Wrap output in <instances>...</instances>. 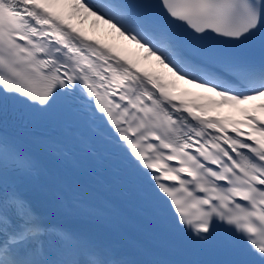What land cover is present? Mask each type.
<instances>
[{"label": "snow or ice", "instance_id": "snow-or-ice-1", "mask_svg": "<svg viewBox=\"0 0 264 264\" xmlns=\"http://www.w3.org/2000/svg\"><path fill=\"white\" fill-rule=\"evenodd\" d=\"M62 4L66 13L53 10ZM81 12L214 93L211 106L252 107L226 122L198 115L208 105H171L159 78L114 66L67 23ZM82 124L142 178L183 247L118 246L101 229L118 228L121 206L85 205L66 176L51 178L62 219L37 205L28 189L46 159L74 160ZM46 127L58 135L33 137L39 151L22 146ZM0 264H264V0H0Z\"/></svg>", "mask_w": 264, "mask_h": 264}, {"label": "bare ground", "instance_id": "bare-ground-1", "mask_svg": "<svg viewBox=\"0 0 264 264\" xmlns=\"http://www.w3.org/2000/svg\"><path fill=\"white\" fill-rule=\"evenodd\" d=\"M77 23L81 24L82 27L88 31V32H95L98 35L102 36L103 39H108L110 41H113L117 44L118 47L123 46L124 48H127L128 45L131 48L133 47L131 44L126 42V39L122 37L119 33L116 32L115 29H113L110 26H106L105 24L101 22H97L94 20L93 16H90L86 13L81 12L76 18H74ZM83 21V22H81ZM105 37V38H104ZM152 58V57H150ZM153 59V58H152ZM156 66L162 67V65L159 63V61L154 60Z\"/></svg>", "mask_w": 264, "mask_h": 264}]
</instances>
